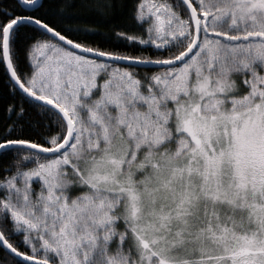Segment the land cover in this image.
<instances>
[{
	"label": "snow or ice",
	"instance_id": "6c2138e0",
	"mask_svg": "<svg viewBox=\"0 0 264 264\" xmlns=\"http://www.w3.org/2000/svg\"><path fill=\"white\" fill-rule=\"evenodd\" d=\"M0 264H264V0H0Z\"/></svg>",
	"mask_w": 264,
	"mask_h": 264
},
{
	"label": "trees",
	"instance_id": "16d2710c",
	"mask_svg": "<svg viewBox=\"0 0 264 264\" xmlns=\"http://www.w3.org/2000/svg\"><path fill=\"white\" fill-rule=\"evenodd\" d=\"M81 14L85 18V20L88 22L89 27H99L101 31H107L108 30V23L109 21H105L103 17H101L98 13L94 11H89L87 9H82ZM104 47H112L116 48L120 51L128 52L133 55L141 54L143 53H149L150 50L147 47H141L138 44H130L125 41H111L110 43H106ZM155 54V53H151Z\"/></svg>",
	"mask_w": 264,
	"mask_h": 264
}]
</instances>
